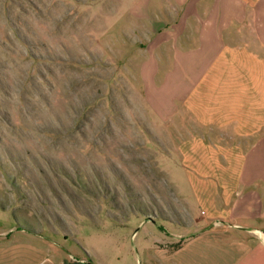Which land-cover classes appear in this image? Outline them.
<instances>
[{"label":"rangeland","instance_id":"obj_1","mask_svg":"<svg viewBox=\"0 0 264 264\" xmlns=\"http://www.w3.org/2000/svg\"><path fill=\"white\" fill-rule=\"evenodd\" d=\"M95 13L93 0H0V233L38 230L70 264H147L134 230L133 244L180 230L177 247L220 200H201L189 172L194 124L158 118L136 60L103 51L124 24ZM225 65L247 74L225 75L224 95L264 103V59Z\"/></svg>","mask_w":264,"mask_h":264},{"label":"crops","instance_id":"obj_2","mask_svg":"<svg viewBox=\"0 0 264 264\" xmlns=\"http://www.w3.org/2000/svg\"><path fill=\"white\" fill-rule=\"evenodd\" d=\"M93 11L124 24L125 37L103 51L136 60L158 118L194 124L184 154L189 172L201 200H220L179 246L171 244L182 232L164 227L137 244L134 230L131 250L147 254V264H264V103L222 92L225 75L247 74L232 71L229 59H264V0H93ZM16 231L0 233V264H67L72 257L59 242L38 241V230Z\"/></svg>","mask_w":264,"mask_h":264},{"label":"trees","instance_id":"obj_3","mask_svg":"<svg viewBox=\"0 0 264 264\" xmlns=\"http://www.w3.org/2000/svg\"><path fill=\"white\" fill-rule=\"evenodd\" d=\"M67 264H70L69 262ZM73 264H76V263H73Z\"/></svg>","mask_w":264,"mask_h":264}]
</instances>
